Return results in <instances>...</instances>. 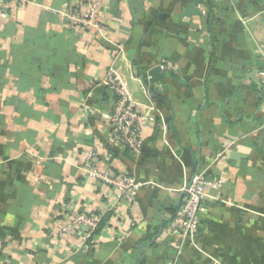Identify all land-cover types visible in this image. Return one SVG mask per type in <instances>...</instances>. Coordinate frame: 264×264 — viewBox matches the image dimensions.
<instances>
[{
	"label": "crops",
	"instance_id": "obj_1",
	"mask_svg": "<svg viewBox=\"0 0 264 264\" xmlns=\"http://www.w3.org/2000/svg\"><path fill=\"white\" fill-rule=\"evenodd\" d=\"M78 1L31 0L0 16V264H171V211L203 171L224 185L192 264H264V0H202L191 19L182 14L197 0H101L103 33L71 24ZM138 63L161 65L166 91L152 98ZM112 65L156 108L138 159L110 142ZM92 151L100 169L142 183L136 198L87 177ZM109 208L93 238L63 233L71 216Z\"/></svg>",
	"mask_w": 264,
	"mask_h": 264
},
{
	"label": "built area",
	"instance_id": "obj_2",
	"mask_svg": "<svg viewBox=\"0 0 264 264\" xmlns=\"http://www.w3.org/2000/svg\"><path fill=\"white\" fill-rule=\"evenodd\" d=\"M100 1L79 0L67 14L71 24L83 30L95 29L100 33L105 32L106 27L99 14ZM30 2L31 0H0V16L8 17L11 6L22 8ZM118 49L119 53H125L122 46H118ZM167 66L173 68L171 63H167ZM257 83L259 92L264 99V65L258 71ZM106 84L117 96L112 109L105 115L109 127L110 142L116 147L129 150L133 158L138 159L146 144L145 130L156 121V108L144 106L134 100L121 82L118 71L113 65L108 69ZM86 165L84 172L87 177L103 188L116 191L118 199L132 200L141 191L142 183L134 175L127 172H115L111 168L100 169L94 151L88 154ZM223 185L224 180L211 179L207 172L203 171L197 172L193 176L190 186L184 189L186 195L167 228V233L176 250L171 264H178L188 251L198 249L199 231L203 226L204 215L208 211L207 202L209 199L217 200L212 193L218 192ZM110 211L112 208L92 214L77 213L71 216L69 224L62 231L63 233L73 231L79 233L85 240L91 239L98 230L103 217Z\"/></svg>",
	"mask_w": 264,
	"mask_h": 264
},
{
	"label": "water",
	"instance_id": "obj_3",
	"mask_svg": "<svg viewBox=\"0 0 264 264\" xmlns=\"http://www.w3.org/2000/svg\"><path fill=\"white\" fill-rule=\"evenodd\" d=\"M202 0H197L196 2L189 3L182 14L183 19H191L195 16H200L203 14V12L198 8V4L202 3ZM166 15L161 14L160 19L165 20ZM134 54V51L132 50L129 55ZM138 73L140 76V79L143 83L144 88L149 93V88H152V98H156L158 95L161 94L162 91H166L167 86L166 85H160L162 81L166 79V75L162 70L161 65H155L150 68H143L138 63ZM171 118H167L166 124L170 121ZM191 182L188 184L187 188L190 186ZM186 195V193L183 194V198Z\"/></svg>",
	"mask_w": 264,
	"mask_h": 264
},
{
	"label": "trees",
	"instance_id": "obj_4",
	"mask_svg": "<svg viewBox=\"0 0 264 264\" xmlns=\"http://www.w3.org/2000/svg\"><path fill=\"white\" fill-rule=\"evenodd\" d=\"M262 68V67H261ZM260 68V69H261ZM111 93H112V98H113V100L115 101V100H117V96L111 91ZM126 153H129V150H126L125 151ZM130 154V153H129ZM177 210H178V208L177 209H174V210H172L171 211V213H172V215L173 216H175L176 215V212H177ZM110 215V214H109ZM109 215H105L104 217H103V219H102V221H101V223H100V225H99V228H98V230L96 231V233H95V235L96 234H98L99 233V231L101 230V228L108 222V220H109ZM169 223L168 222H166L165 224H164V226H167ZM170 247V246H169ZM175 255H176V250L174 249V248H172V247H170V249H169V251H168V255H167V257H168V259L170 260V259H172L173 257H175ZM192 262H193V260H192V256L190 255V254H185L184 255V257L178 262V264H192ZM144 264V263H143Z\"/></svg>",
	"mask_w": 264,
	"mask_h": 264
}]
</instances>
